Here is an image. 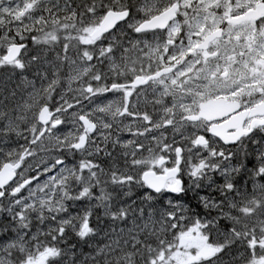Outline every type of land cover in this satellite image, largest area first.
Masks as SVG:
<instances>
[{
	"label": "snow or ice",
	"instance_id": "obj_1",
	"mask_svg": "<svg viewBox=\"0 0 264 264\" xmlns=\"http://www.w3.org/2000/svg\"><path fill=\"white\" fill-rule=\"evenodd\" d=\"M193 7L0 0V264H264V112L224 135L161 120L120 75L171 64Z\"/></svg>",
	"mask_w": 264,
	"mask_h": 264
},
{
	"label": "flooded vegetation",
	"instance_id": "obj_2",
	"mask_svg": "<svg viewBox=\"0 0 264 264\" xmlns=\"http://www.w3.org/2000/svg\"><path fill=\"white\" fill-rule=\"evenodd\" d=\"M196 13L200 18H196L198 25L191 16L189 23L182 25L185 33L194 34L184 35L179 40V46L183 44L184 47H179L171 64L165 59L161 65L157 53L125 67L120 75L140 77L134 81L144 89L138 97L133 96L137 107L144 110L150 106L156 112H163L165 105H171L169 79L178 74V104L183 117L196 119L203 104L224 100L218 109L228 114L218 120L219 123H212L208 130L227 124L225 134L238 127L244 117L264 112L260 104L247 111H236L242 102L251 99L253 92H260L264 84V54L255 51L258 34H264V27L260 33L253 27L256 17H264V5L259 0H214L208 9L196 10ZM197 44L199 47L194 46ZM260 47L264 49V44ZM169 67L170 73L164 71ZM145 78H148L146 85L143 84ZM154 93L161 101L155 99ZM143 95L149 104L142 100ZM192 121L198 122L197 127L207 124L202 118Z\"/></svg>",
	"mask_w": 264,
	"mask_h": 264
},
{
	"label": "rangeland",
	"instance_id": "obj_3",
	"mask_svg": "<svg viewBox=\"0 0 264 264\" xmlns=\"http://www.w3.org/2000/svg\"><path fill=\"white\" fill-rule=\"evenodd\" d=\"M213 1L214 0H182L181 1V4L183 6H187L189 3L194 4V7L189 9V13H190V16L192 17V19H194L196 21V18H199L198 14L196 13V10L208 9V7L210 5H212ZM203 19H206V18L203 16ZM198 23H199V20L197 19L196 25H198ZM193 34L194 33H190L188 35L190 36V35H193ZM179 40H180V38H178L176 40L177 49L174 50V57H177V55H178L177 53L179 52L178 51V49H179V42H180ZM35 70H36L35 68H31V69H27L26 71H27L28 75L31 77L32 76V72H34ZM178 77L179 76L177 74L176 76H174V77H172V78L169 79V84H170V86H171L172 89H171V91L169 93V99L171 101V105H170V109L168 111L156 112L155 110L151 109L150 106H149V108H148V106H146L144 110H147L153 117H160L161 120L163 119V117L167 116L168 118L175 119L176 122H178L180 120V115L179 114H182V113H180L181 111L179 110V104H178V102H179V92L177 90ZM33 78H35V77H33ZM15 79H18V78H15ZM2 83H7V84L11 85L12 87H15L14 79H10V80H8L6 82H2ZM18 95H19V93H18ZM145 99H146V96L143 95L142 96V100L145 101ZM155 99H159L161 101V98L160 97L159 98L155 97ZM149 100H150V98L148 99V101ZM140 110H143V109H140ZM168 134L171 135V132H169ZM185 198L186 199H193L191 197V194H189ZM193 206L194 207H198V205L195 203L194 199H193ZM96 239H97V241H99V240L102 239V237L101 236H98ZM187 243H192V241H187ZM83 247H84V250L85 251H89L87 245L86 246H83ZM179 256H180V254L177 253V259H178V261H179ZM226 259H227V257H226Z\"/></svg>",
	"mask_w": 264,
	"mask_h": 264
},
{
	"label": "water",
	"instance_id": "obj_4",
	"mask_svg": "<svg viewBox=\"0 0 264 264\" xmlns=\"http://www.w3.org/2000/svg\"><path fill=\"white\" fill-rule=\"evenodd\" d=\"M221 102H224V100H218V101L210 100L206 104H203L200 107V111L196 119L202 118L206 122H209V121L220 120L224 118L228 113L218 109L219 108L218 105ZM196 119L188 118L187 120L192 121ZM226 129H227V124H222V125L212 126V128H210V131L217 133V134L224 135V132Z\"/></svg>",
	"mask_w": 264,
	"mask_h": 264
},
{
	"label": "trees",
	"instance_id": "obj_5",
	"mask_svg": "<svg viewBox=\"0 0 264 264\" xmlns=\"http://www.w3.org/2000/svg\"><path fill=\"white\" fill-rule=\"evenodd\" d=\"M84 246H86V245H84Z\"/></svg>",
	"mask_w": 264,
	"mask_h": 264
}]
</instances>
